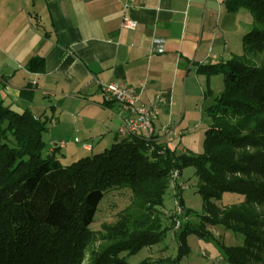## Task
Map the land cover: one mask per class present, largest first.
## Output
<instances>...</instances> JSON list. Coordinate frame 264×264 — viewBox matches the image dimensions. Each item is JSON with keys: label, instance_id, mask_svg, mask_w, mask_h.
I'll return each mask as SVG.
<instances>
[{"label": "trees", "instance_id": "1", "mask_svg": "<svg viewBox=\"0 0 264 264\" xmlns=\"http://www.w3.org/2000/svg\"><path fill=\"white\" fill-rule=\"evenodd\" d=\"M223 1L229 13L248 11L252 30L240 54L198 69L208 79L222 73L225 84L206 110L211 125L202 154L179 156L163 143L129 135L63 165L56 154L43 156L46 121L0 101V264H130L129 256L159 244L174 228L162 208L173 181L182 190L176 180L188 166L196 169L204 214L177 230L180 257L189 251L190 233L216 239L211 228L220 227L244 237L240 246L223 247L226 261H264V0ZM27 68L43 72L44 60L33 58ZM123 189L132 193L130 204L98 235L90 225L100 202L108 191ZM226 192L244 201L221 207L217 201Z\"/></svg>", "mask_w": 264, "mask_h": 264}, {"label": "crops", "instance_id": "2", "mask_svg": "<svg viewBox=\"0 0 264 264\" xmlns=\"http://www.w3.org/2000/svg\"><path fill=\"white\" fill-rule=\"evenodd\" d=\"M236 20L223 0H0V101L46 121L50 154L89 141L73 160L125 137L118 129L129 114L106 99L105 83L143 88L140 105L159 97L156 126L182 135L189 110L212 90L199 67L235 55ZM36 57L43 72L27 68Z\"/></svg>", "mask_w": 264, "mask_h": 264}, {"label": "rangeland", "instance_id": "3", "mask_svg": "<svg viewBox=\"0 0 264 264\" xmlns=\"http://www.w3.org/2000/svg\"><path fill=\"white\" fill-rule=\"evenodd\" d=\"M234 15L237 16V28L232 38L233 48L236 51L235 54H240L242 52L243 36L252 30V15L246 10L237 11ZM211 80L213 81L212 83L210 82ZM209 82L213 90V95L204 96L199 104L194 105L189 110L186 121L177 130L182 133L174 143V149L179 156L186 153L199 155L205 150L206 131L211 125V118L206 110L213 104L215 97L220 95L225 89L224 75L222 73L215 74L210 78ZM49 130L46 129L43 135L44 141L47 144L43 151L44 157L50 154L49 150L52 143H54L51 141ZM78 139L81 141L79 144H77L80 142ZM75 141L76 143L74 145L64 146L65 148L61 151L58 150L56 153V157L63 165H71L88 156L87 153L83 152L81 156H76L74 160L71 158L75 146H80L79 148H81L84 144L90 143L80 137ZM56 145H53V147L57 148ZM112 145V143L109 144L107 148H111ZM94 154L90 156L92 157ZM195 172L196 169L194 166L183 168L181 175L176 180L177 184L182 185V190L180 193L177 192L175 182L173 181L165 196L164 206L162 208L166 216L165 222L167 226H170L172 223L174 228L169 227L164 239L159 244L145 247L138 253L129 256L127 260L130 264H138L146 259L155 262V264H163V261L169 259H176L177 261L174 264H230L225 260L223 247L240 246L244 242V237L239 233L226 231L220 227L211 228L216 239L199 238L195 233H190L186 241L189 251L180 257L181 250L177 230L184 229L186 223H198L200 221L199 215L204 214L203 199L198 192L199 180ZM131 197L132 193L129 189L108 191L99 204L90 229L99 235V231H103V224H115L119 220L121 212L130 204ZM243 201L244 196L242 194L226 192L223 194L221 200L217 201V204L224 207L239 204ZM179 202H182L181 208L178 207ZM122 255L126 256V253ZM84 264L88 263L85 262ZM259 264H264V261Z\"/></svg>", "mask_w": 264, "mask_h": 264}, {"label": "built area", "instance_id": "4", "mask_svg": "<svg viewBox=\"0 0 264 264\" xmlns=\"http://www.w3.org/2000/svg\"><path fill=\"white\" fill-rule=\"evenodd\" d=\"M137 23L129 18L124 20V27L134 30ZM157 51H164L163 41L156 39ZM107 100L114 102L121 110L129 114L119 127L118 133L122 136L135 135L146 142H157L165 144L169 149L174 150V143L178 140L179 134L169 127L158 128L156 121L160 115L161 99L151 101L147 105H140V97L143 88H133L123 84L105 83L101 84ZM66 142H61L58 147H64Z\"/></svg>", "mask_w": 264, "mask_h": 264}]
</instances>
